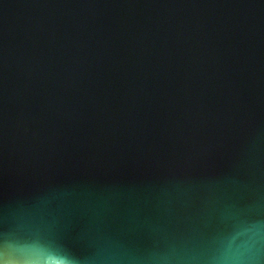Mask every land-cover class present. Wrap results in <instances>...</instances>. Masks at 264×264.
<instances>
[{
	"label": "water",
	"instance_id": "95a60500",
	"mask_svg": "<svg viewBox=\"0 0 264 264\" xmlns=\"http://www.w3.org/2000/svg\"><path fill=\"white\" fill-rule=\"evenodd\" d=\"M0 264H264V0H0Z\"/></svg>",
	"mask_w": 264,
	"mask_h": 264
}]
</instances>
